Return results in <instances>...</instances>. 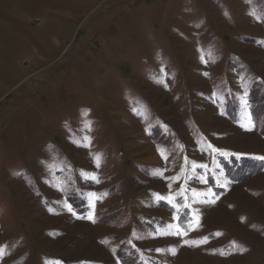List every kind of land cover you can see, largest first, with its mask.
<instances>
[{"label":"rangeland","instance_id":"374dc122","mask_svg":"<svg viewBox=\"0 0 264 264\" xmlns=\"http://www.w3.org/2000/svg\"><path fill=\"white\" fill-rule=\"evenodd\" d=\"M259 157L264 0H0V264H264Z\"/></svg>","mask_w":264,"mask_h":264},{"label":"snow or ice","instance_id":"6c2138e0","mask_svg":"<svg viewBox=\"0 0 264 264\" xmlns=\"http://www.w3.org/2000/svg\"><path fill=\"white\" fill-rule=\"evenodd\" d=\"M253 15H255V12H253L252 13ZM259 18V17H258ZM249 130H251V129H249ZM259 159H264V157H259ZM212 203H215V200H212L211 201ZM69 211H71V208L69 207V209H68ZM50 211H51V209H50ZM88 219H92V217L91 216H89V217H87ZM94 222V221H93ZM205 242H206V240H205ZM103 243H107V241H103ZM187 243V242H186ZM194 243V242H193ZM173 254H175V252H174V250H173ZM0 255H3V253L2 252H0Z\"/></svg>","mask_w":264,"mask_h":264}]
</instances>
